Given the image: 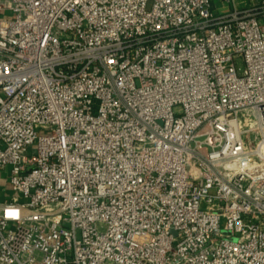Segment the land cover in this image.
I'll return each mask as SVG.
<instances>
[{
  "label": "built area",
  "instance_id": "2783aa9c",
  "mask_svg": "<svg viewBox=\"0 0 264 264\" xmlns=\"http://www.w3.org/2000/svg\"><path fill=\"white\" fill-rule=\"evenodd\" d=\"M0 14V264H264V0Z\"/></svg>",
  "mask_w": 264,
  "mask_h": 264
},
{
  "label": "rangeland",
  "instance_id": "374dc122",
  "mask_svg": "<svg viewBox=\"0 0 264 264\" xmlns=\"http://www.w3.org/2000/svg\"><path fill=\"white\" fill-rule=\"evenodd\" d=\"M215 2H219L220 0H214ZM11 12H7V15H11ZM4 15L0 14V18H3ZM40 133H47L46 130L40 129ZM0 184L2 192L5 193L4 195L7 196V198L10 199L11 195H13L15 192L12 190V185L10 182V165H8L6 168L1 169L0 171ZM237 239L236 237H234ZM233 238V239H234Z\"/></svg>",
  "mask_w": 264,
  "mask_h": 264
}]
</instances>
